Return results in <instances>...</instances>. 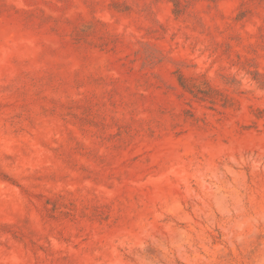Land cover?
Here are the masks:
<instances>
[{
    "label": "rangeland",
    "instance_id": "obj_1",
    "mask_svg": "<svg viewBox=\"0 0 264 264\" xmlns=\"http://www.w3.org/2000/svg\"><path fill=\"white\" fill-rule=\"evenodd\" d=\"M0 264H264V0H0Z\"/></svg>",
    "mask_w": 264,
    "mask_h": 264
}]
</instances>
